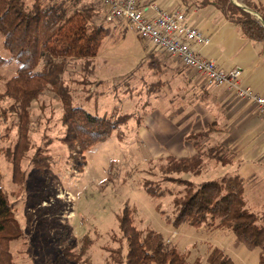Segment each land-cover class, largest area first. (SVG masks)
Instances as JSON below:
<instances>
[{"label":"rangeland","instance_id":"obj_1","mask_svg":"<svg viewBox=\"0 0 264 264\" xmlns=\"http://www.w3.org/2000/svg\"><path fill=\"white\" fill-rule=\"evenodd\" d=\"M106 27L109 35L102 41L98 56L68 60L58 69L61 79L57 86L48 87L32 105L31 148L16 176L9 155L18 141L17 117L9 110L12 100L2 94L7 81L16 74L17 64L4 50L0 35V112L5 113L0 117L2 185L24 231V238L12 247L15 264H117L111 254L121 244L123 256L127 252L119 228L126 208L132 211L138 230L161 233L187 254L190 262L200 258L205 263L209 250L218 247L235 264H262L261 249L233 233L188 225L174 227L167 222L174 214L175 199L184 196L187 187L167 181L163 172L166 162L158 159L168 152L161 127V133L153 125L149 131L145 128L150 121L149 107L159 103L156 98L167 91L160 75L150 68L147 56L154 46L118 22ZM43 66L44 61L38 70ZM60 89L74 106L89 113L129 118L110 139L85 153L86 167L79 172L74 171L69 150L62 142L65 128ZM170 95L176 103L183 93L174 90ZM145 103L146 108L142 106ZM48 143L45 154L50 157V167L40 171L32 158ZM208 147L207 143L204 148ZM219 167L209 162L201 175L181 177L198 184L216 178Z\"/></svg>","mask_w":264,"mask_h":264},{"label":"trees","instance_id":"obj_2","mask_svg":"<svg viewBox=\"0 0 264 264\" xmlns=\"http://www.w3.org/2000/svg\"><path fill=\"white\" fill-rule=\"evenodd\" d=\"M200 1L201 6H215L245 38L261 43L264 48L263 11L259 10V20L231 0ZM106 14L102 0H0L2 45L17 64L16 74L7 81L2 94L3 98L12 100L9 110L17 117L18 141L9 155L14 176L20 173L21 163L31 148L32 105L48 87L57 86L61 79L58 69H62L68 60H90L98 56L102 41L109 35ZM42 61L43 69L38 70ZM61 91L64 105L62 124L65 128L62 142L69 150L74 171L79 172L86 167L85 153L110 139L129 118L94 115L74 106L71 98ZM2 114L5 115L0 112V117ZM213 130L214 127L210 126L202 133L188 136L187 141L197 151L195 155H170L158 159L166 162L163 172L168 177L167 181L187 187L185 195L175 199L174 214L167 218V222L174 227L188 225L233 233L250 246L260 248L261 263L264 264V214L249 209L245 180L238 174L228 173L194 184L181 177L182 174L201 175L209 162L227 166L233 161V155L222 146L204 148ZM49 146L50 143L45 149L38 148L32 158L33 166L40 171L50 167V157L45 154ZM2 182L0 167V264H15L12 247L24 238V231ZM119 228L122 243L127 244V252L123 256L121 244L111 254L117 264H235L218 247L209 250L205 263L200 258L190 262L188 255L181 253L176 245H171L161 233L138 230L128 208L119 218Z\"/></svg>","mask_w":264,"mask_h":264},{"label":"crops","instance_id":"obj_3","mask_svg":"<svg viewBox=\"0 0 264 264\" xmlns=\"http://www.w3.org/2000/svg\"><path fill=\"white\" fill-rule=\"evenodd\" d=\"M231 1L261 20L259 10L264 12V0ZM140 2L144 6L156 3L168 11L184 13L188 23L201 29L210 39L207 46L198 49L199 55L215 61L226 70L241 69L242 84L264 96L263 45L245 38L240 29L215 6H201L200 0ZM246 2L255 9L249 8ZM147 57L150 68L162 78L163 90L167 89L156 98L160 102L149 107L152 108L150 121L145 127L149 131L151 125L160 126L167 136L165 148L168 154L160 156L195 155L197 151L187 141L188 136L202 133L213 126L214 130L207 141L209 146H222L233 155V161L227 166L220 165L215 175L219 177L229 173L241 176L245 180L249 209L257 214H264V118L260 116L257 105L252 101L239 99L226 87L208 86L194 71L190 70V73L183 67L178 59L156 48ZM174 90L183 93L182 98L175 101L181 103V106L176 105L170 95ZM146 105L142 106L146 108ZM147 141L149 142V138Z\"/></svg>","mask_w":264,"mask_h":264},{"label":"built area","instance_id":"obj_4","mask_svg":"<svg viewBox=\"0 0 264 264\" xmlns=\"http://www.w3.org/2000/svg\"><path fill=\"white\" fill-rule=\"evenodd\" d=\"M102 1L108 23L118 22L157 50L178 59L208 86L226 87L239 99L252 101L264 118V96L242 84L241 69L226 70L199 55L198 49L207 46L210 39L201 29L191 26L184 13L168 11L156 3L144 6L140 0Z\"/></svg>","mask_w":264,"mask_h":264}]
</instances>
